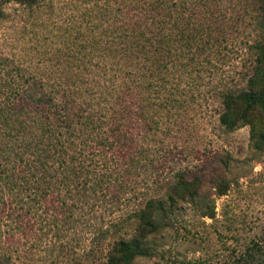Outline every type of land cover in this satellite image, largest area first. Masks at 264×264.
Returning a JSON list of instances; mask_svg holds the SVG:
<instances>
[{"label":"rangeland","instance_id":"1","mask_svg":"<svg viewBox=\"0 0 264 264\" xmlns=\"http://www.w3.org/2000/svg\"><path fill=\"white\" fill-rule=\"evenodd\" d=\"M1 7L0 88L2 80L17 69L49 71L41 60L89 56L87 51L65 52L62 42L88 40L97 23L100 27L106 23L119 26L121 11L125 10L133 14L134 21L153 25L149 18L143 20V9L156 12L162 8L168 12L166 27L183 21L195 27L200 46L206 40L192 60L184 52L168 62L160 85L153 82L149 89L132 96L149 99L151 105L144 101L138 104L153 122L141 124L138 120V128H128L136 133L141 147L139 153L132 154V162L138 160L136 165L130 164L127 171L110 165L105 176L106 180H131L137 193L147 196L159 195L155 187L177 172H183L187 179L197 177L199 191L213 200L214 216H199L190 205L179 203L178 230L165 228L151 236L155 255L140 256L132 264H196L193 260L197 257L209 259V264H220L226 245L241 246L264 229V154L249 147L248 125L226 130L217 118L221 92L245 88L253 56L247 45L264 40V33L256 25L253 0H36L31 6L7 2ZM97 40L99 49L93 52V58L111 57L101 46L109 44L111 37L101 34ZM219 42L218 49L212 51ZM105 64L107 72L111 63L105 60ZM130 70L131 67L121 68V75ZM127 77L126 74V81ZM167 98L175 105L164 103ZM111 100L106 102V115L111 111L107 106L116 103ZM4 101V94H0V105H5ZM129 104L134 105L133 101ZM118 113L119 110L115 116H121ZM255 122L264 128V117L256 115ZM11 155L6 141L0 142V159L9 158L10 163ZM217 187L224 193L218 195ZM10 199L5 190L0 198V264H103L107 242L93 236L90 224L100 219L105 224L111 216L124 214L121 210L106 214L99 207L95 217L89 219L88 214L80 212L71 216L66 226L62 223L65 227L54 234L43 206L23 195L17 202L19 219H14L10 214L14 202ZM122 205L121 201L119 206Z\"/></svg>","mask_w":264,"mask_h":264},{"label":"trees","instance_id":"2","mask_svg":"<svg viewBox=\"0 0 264 264\" xmlns=\"http://www.w3.org/2000/svg\"><path fill=\"white\" fill-rule=\"evenodd\" d=\"M35 1L0 0V18L4 3L31 6ZM253 3L256 25L264 33V0ZM143 14V20L149 18L153 25L136 22L128 10L121 11L119 26L106 23L100 27L97 23L88 40L78 43L63 40L65 52L87 51L89 56L41 60L49 71L17 69L2 80L0 88V94L5 96V105H0V142L6 141L13 158L10 163L9 158L0 159V198L6 190L10 202H14L10 211L14 219H19L17 202L23 195L43 206L54 234L63 227L62 223L66 226L68 219L80 212L90 219L99 207L110 215L116 210L123 211L124 214L108 218L105 224L101 219L90 224L93 236L107 242L103 264H132L140 256L155 255L157 250L150 237L165 228L178 230L179 203L190 205L199 216H214L213 200L199 191L198 178L187 179L183 172L157 185L155 190L160 194L153 196L138 194L131 180L116 181V177H112L113 181L106 180L105 170L110 165L127 171L130 164L138 162H132V154L139 153L140 143L136 133L128 128H138V120L141 124L153 122L138 104L139 101L150 104L149 99L132 96L149 89L153 82L160 85L162 72L175 57L187 52L190 61L195 51L206 44L202 40L199 45L193 25L174 21L171 27H166L168 12L162 8L156 12L143 9ZM101 34L111 37L109 44L101 45L111 57L94 59ZM217 45L220 42L212 51L218 49ZM247 47L253 56L245 88L221 92L217 118L226 130L248 125L249 147L264 154V128L255 122L256 115L264 117V40L252 41ZM105 60L111 63L107 72ZM123 67H131L126 73L128 81L124 79L126 74L121 75ZM109 99L116 103L107 106L111 111L106 115ZM163 102L175 105L169 98ZM117 110L121 116H115ZM124 176L127 177V172ZM217 188L218 195L224 193L221 187ZM121 201L123 205L119 206ZM224 249L220 264H264V229L241 246L226 245ZM207 260L197 257L193 261L209 264Z\"/></svg>","mask_w":264,"mask_h":264}]
</instances>
